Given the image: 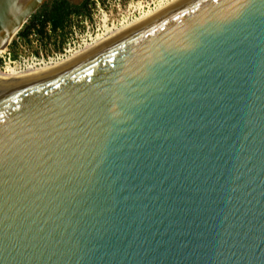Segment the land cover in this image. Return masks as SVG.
<instances>
[{"label": "water", "instance_id": "water-1", "mask_svg": "<svg viewBox=\"0 0 264 264\" xmlns=\"http://www.w3.org/2000/svg\"><path fill=\"white\" fill-rule=\"evenodd\" d=\"M47 1L0 0V50ZM0 264H264V0L0 80Z\"/></svg>", "mask_w": 264, "mask_h": 264}, {"label": "rangeland", "instance_id": "rangeland-1", "mask_svg": "<svg viewBox=\"0 0 264 264\" xmlns=\"http://www.w3.org/2000/svg\"><path fill=\"white\" fill-rule=\"evenodd\" d=\"M78 1V0H74ZM138 3L143 4L144 10L153 8L158 1L157 0H89V7L87 13L83 14V18H80V14L73 15L70 18V23H75V30L71 29V25H68V34L66 35L63 48L68 42L74 40H80L81 38H88L90 34L96 35L101 34L104 31V14L106 13L110 17V23L115 22L119 25L125 18H134L141 14V10L138 9ZM43 8L41 7L37 12H40ZM140 11V12H139ZM36 12V13H37ZM86 17V18H85ZM123 18V19H122ZM73 26V25H72ZM103 30V31H102ZM77 33V36H76ZM16 38V36H15ZM33 40L32 45H24L19 52V55H28L31 53H37V51H43V53H52L60 50H56V42L52 41L48 44L46 50L41 47V43L34 33L31 34ZM14 40V39H13ZM19 41V39L17 40ZM13 42V41H12ZM20 42V41H19ZM58 43V42H57ZM10 48V46H9Z\"/></svg>", "mask_w": 264, "mask_h": 264}, {"label": "trees", "instance_id": "trees-1", "mask_svg": "<svg viewBox=\"0 0 264 264\" xmlns=\"http://www.w3.org/2000/svg\"><path fill=\"white\" fill-rule=\"evenodd\" d=\"M89 7V0L83 5L75 6L68 0H55L51 5H46L40 12L35 13L23 29L16 35L10 45L14 57L19 56V52L24 45L31 46L33 40L31 34L41 43V47L46 50L49 42H56V50H62L68 25H71L70 18L73 14H85ZM50 27V29H48ZM19 39V41H17ZM58 42V43H57ZM47 51V50H46ZM43 51H37V53ZM48 54L47 52H45Z\"/></svg>", "mask_w": 264, "mask_h": 264}, {"label": "built area", "instance_id": "built-area-1", "mask_svg": "<svg viewBox=\"0 0 264 264\" xmlns=\"http://www.w3.org/2000/svg\"><path fill=\"white\" fill-rule=\"evenodd\" d=\"M105 15L107 14L105 13L104 16ZM109 24L116 25L114 21L110 23V17ZM48 29H50V27ZM97 35L99 34H90L88 38H81L80 40L68 42L62 50L48 54L39 52L28 55L21 54L18 57H14L11 49L7 48L5 52L0 55V68L6 70L8 67H11L16 71H22L26 73L52 67L58 64L60 61L72 56L74 51L81 50L88 46Z\"/></svg>", "mask_w": 264, "mask_h": 264}, {"label": "bare ground", "instance_id": "bare-ground-1", "mask_svg": "<svg viewBox=\"0 0 264 264\" xmlns=\"http://www.w3.org/2000/svg\"><path fill=\"white\" fill-rule=\"evenodd\" d=\"M158 3L153 7V8H148L146 10H144V6L143 4L138 3V9L141 10V14L139 16H135L134 18H125L123 21H121V23L119 25H111L109 24V17L107 15L104 16L103 18V22H104V31L97 35L88 46H86L85 48L81 49V50H76L73 52V55L70 56L69 58H66L62 61H60L58 64L46 68V69H42V70H38V71H31V72H19L16 71L15 69H12L11 67H8L6 70H3L0 68V80H6V79H11V78H18V77H25V76H30L33 74H37L40 72H43L45 70L51 69L53 67H56L60 64H63L77 56H79L80 54L86 52L87 50L93 48L94 46L98 45L99 43L105 41L106 39L110 38L111 36L117 34L118 32L124 30L125 28L133 25L134 23L144 19L145 17L153 14L154 12L164 8L165 6L171 4L172 2L176 1V0H157ZM140 12V11H139ZM123 19V18H122ZM6 49H2L0 50V55L3 54L5 52Z\"/></svg>", "mask_w": 264, "mask_h": 264}, {"label": "flooded vegetation", "instance_id": "flooded-vegetation-1", "mask_svg": "<svg viewBox=\"0 0 264 264\" xmlns=\"http://www.w3.org/2000/svg\"><path fill=\"white\" fill-rule=\"evenodd\" d=\"M55 0H48L43 6L42 8H44L46 5H51ZM71 4L75 5V6H80L83 5L86 1L88 0H78V1H74V0H68ZM74 16L77 15L76 13L73 14ZM72 15V16H73ZM80 17H83V14L79 15Z\"/></svg>", "mask_w": 264, "mask_h": 264}, {"label": "crops", "instance_id": "crops-1", "mask_svg": "<svg viewBox=\"0 0 264 264\" xmlns=\"http://www.w3.org/2000/svg\"><path fill=\"white\" fill-rule=\"evenodd\" d=\"M74 16H72V18H73ZM80 18H83V17H80ZM86 18V17H85ZM73 25V26H72ZM71 29H74L75 30V28H76V26H75V23H72L71 24V27H70ZM51 42H49L48 44H50ZM51 45V44H50Z\"/></svg>", "mask_w": 264, "mask_h": 264}]
</instances>
